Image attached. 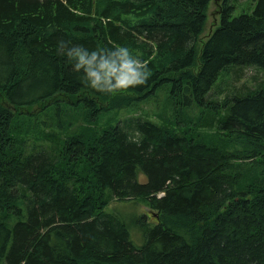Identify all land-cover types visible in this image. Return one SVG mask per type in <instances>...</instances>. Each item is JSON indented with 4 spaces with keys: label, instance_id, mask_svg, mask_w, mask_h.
<instances>
[{
    "label": "trees",
    "instance_id": "1",
    "mask_svg": "<svg viewBox=\"0 0 264 264\" xmlns=\"http://www.w3.org/2000/svg\"><path fill=\"white\" fill-rule=\"evenodd\" d=\"M211 1L0 0V264H264V0L232 19L223 0L199 50ZM60 41L150 75L95 91ZM149 101L158 122L123 117ZM116 201L148 210L139 246Z\"/></svg>",
    "mask_w": 264,
    "mask_h": 264
},
{
    "label": "rangeland",
    "instance_id": "2",
    "mask_svg": "<svg viewBox=\"0 0 264 264\" xmlns=\"http://www.w3.org/2000/svg\"><path fill=\"white\" fill-rule=\"evenodd\" d=\"M254 1L255 0H229L227 2L228 5L232 6L231 3H233L234 5L232 11L230 12L229 19L235 18L239 16L240 14L250 13L253 9ZM222 2L223 0H216L215 2L214 0H212L210 5L208 6L207 20H206V23H205V26H204V29L201 35L198 37V45H197L198 49L207 40V38L211 35V33L219 26L220 21H221V15H222L221 13H219V10H220V6ZM225 5H226V2H225ZM193 70L197 71L196 68H193ZM258 75H260V73L257 72L255 69H252V68L245 69L243 73L239 75V77L237 78L239 79L238 84L248 82L249 85L252 86L253 84L252 78L258 77L256 78L258 81L262 79L261 76H258ZM232 76H233V73L231 75V79H232ZM218 95L220 94L217 93L216 91L212 96L210 95V98L213 100L218 99V98L221 99L222 97L221 96L217 97ZM161 97L164 98L162 95ZM164 101L167 103L168 107L172 110V107L169 104V101L165 98H164ZM163 110H164L163 105L157 106L153 103H150L149 101L146 104L142 105L140 109L137 110L136 112H125L122 115L124 118L142 116L143 118H149L150 120L158 122L159 120L155 117H159L160 112ZM174 113L177 116H179L181 120L183 118L185 120V123L189 124L191 122V120L187 116L180 115L181 110L176 111V109H174ZM184 113L187 114V111L184 110ZM77 117H81V116L78 115ZM165 118L170 119L168 114L166 115ZM80 123L81 122H79V120L74 121L73 125L66 130V134H69V135L72 134L74 130L76 129L77 125H83V123L81 124ZM209 136H210L211 141L214 140V141H219V142H227L228 139H231V133L220 131V128L210 130ZM226 147H228L229 149L231 148L230 145ZM221 150H225V149L221 148ZM138 180L140 183H143L145 181V178L142 175H140ZM158 196H161V194H158ZM104 212L113 213L117 215L122 221H124V223L128 227L129 237L134 245L139 246L142 243V235L137 228L136 221H137V218L140 217L141 215L148 216V210L145 208L143 204L135 203L132 201L111 202L104 209Z\"/></svg>",
    "mask_w": 264,
    "mask_h": 264
},
{
    "label": "clouds",
    "instance_id": "3",
    "mask_svg": "<svg viewBox=\"0 0 264 264\" xmlns=\"http://www.w3.org/2000/svg\"><path fill=\"white\" fill-rule=\"evenodd\" d=\"M58 48L60 54L75 61L74 72L84 70L81 82L98 92L111 94L125 91L144 84L150 75L149 71H141L147 68L146 64L131 58L127 47H119L111 53L89 52L82 46L68 47L65 41H60Z\"/></svg>",
    "mask_w": 264,
    "mask_h": 264
},
{
    "label": "bare ground",
    "instance_id": "4",
    "mask_svg": "<svg viewBox=\"0 0 264 264\" xmlns=\"http://www.w3.org/2000/svg\"><path fill=\"white\" fill-rule=\"evenodd\" d=\"M57 148V147H56Z\"/></svg>",
    "mask_w": 264,
    "mask_h": 264
}]
</instances>
